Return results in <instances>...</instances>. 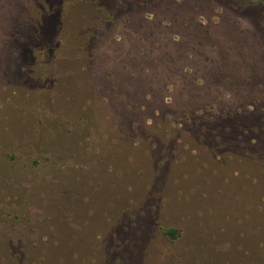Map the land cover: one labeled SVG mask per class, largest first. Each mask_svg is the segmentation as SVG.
<instances>
[{"label": "rangeland", "instance_id": "374dc122", "mask_svg": "<svg viewBox=\"0 0 264 264\" xmlns=\"http://www.w3.org/2000/svg\"><path fill=\"white\" fill-rule=\"evenodd\" d=\"M0 264H264V0H0Z\"/></svg>", "mask_w": 264, "mask_h": 264}, {"label": "trees", "instance_id": "16d2710c", "mask_svg": "<svg viewBox=\"0 0 264 264\" xmlns=\"http://www.w3.org/2000/svg\"><path fill=\"white\" fill-rule=\"evenodd\" d=\"M138 6H139V2H138ZM44 38L43 37H39V39H38V38L35 37V39H34V37H31L30 35H28L27 36V40L25 39L23 41V44H25L27 46V48L28 47L29 48L31 47V49H33L34 47L35 48L38 47L39 50H42L43 51L42 54H44V58H46V57H48V56L51 55L50 53H52L54 51V48ZM21 40H22V38H21ZM38 87L40 89L39 90L40 92L43 91V90H46L48 92L49 90L52 89V87H45L44 85H38ZM37 103L40 104L41 106H43V105L53 106L54 105V102L48 103L47 101H44L43 98H39L37 100ZM64 111L65 110H63L61 107H58L57 108V114H58V116H60V118H63V116L69 118V116H71L72 112H66V111L64 112ZM41 124H42V122H41ZM48 133H50V130H48ZM33 138H34V136L30 137L29 138V141L27 140L29 143H24L25 145H28V146H26V147H24L22 149H19V152H27V150L30 149V147H31L30 144H31V141H32ZM43 138H44L45 143H47V144H50L52 142L53 143L54 142H57L56 141V137H51V138L50 137H43ZM15 146H17V144ZM28 152H29V150H28ZM40 154L42 155L43 158H45V157L48 158V155L47 154H43V153H40ZM16 155L19 156V158L27 157L25 155H21L20 153H18ZM42 157L41 156H37L36 159L33 162L34 163H38L41 160ZM162 235L166 239L175 240L177 238L176 236L178 235V231L175 230V229H166V230L163 231Z\"/></svg>", "mask_w": 264, "mask_h": 264}]
</instances>
